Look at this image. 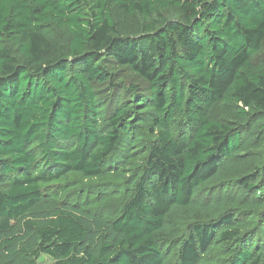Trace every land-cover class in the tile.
I'll return each instance as SVG.
<instances>
[{
    "label": "trees",
    "instance_id": "16d2710c",
    "mask_svg": "<svg viewBox=\"0 0 264 264\" xmlns=\"http://www.w3.org/2000/svg\"><path fill=\"white\" fill-rule=\"evenodd\" d=\"M264 264V0H0V264Z\"/></svg>",
    "mask_w": 264,
    "mask_h": 264
},
{
    "label": "rangeland",
    "instance_id": "374dc122",
    "mask_svg": "<svg viewBox=\"0 0 264 264\" xmlns=\"http://www.w3.org/2000/svg\"><path fill=\"white\" fill-rule=\"evenodd\" d=\"M56 261L50 258L49 256L42 255L38 260V264H55Z\"/></svg>",
    "mask_w": 264,
    "mask_h": 264
}]
</instances>
